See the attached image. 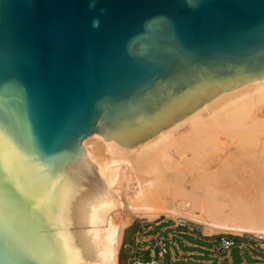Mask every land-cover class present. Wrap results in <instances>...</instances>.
I'll list each match as a JSON object with an SVG mask.
<instances>
[{
	"label": "water",
	"instance_id": "obj_1",
	"mask_svg": "<svg viewBox=\"0 0 264 264\" xmlns=\"http://www.w3.org/2000/svg\"><path fill=\"white\" fill-rule=\"evenodd\" d=\"M258 78L264 0H0V264L97 259L83 138L135 145Z\"/></svg>",
	"mask_w": 264,
	"mask_h": 264
},
{
	"label": "bare ground",
	"instance_id": "obj_2",
	"mask_svg": "<svg viewBox=\"0 0 264 264\" xmlns=\"http://www.w3.org/2000/svg\"><path fill=\"white\" fill-rule=\"evenodd\" d=\"M259 132L264 78L222 90L129 147L96 132L83 138L80 155L95 167L107 194L83 204L85 240L97 259L75 264H106V253L119 264L121 229L134 216L183 218L210 233L236 235V227L264 233L258 204L264 200V149L254 153Z\"/></svg>",
	"mask_w": 264,
	"mask_h": 264
},
{
	"label": "crops",
	"instance_id": "obj_3",
	"mask_svg": "<svg viewBox=\"0 0 264 264\" xmlns=\"http://www.w3.org/2000/svg\"><path fill=\"white\" fill-rule=\"evenodd\" d=\"M125 236L128 242L124 241ZM121 242L127 247L126 264L130 257L147 258L155 243L164 248V264H264V242L241 247L235 245V253L233 245L226 252L220 248L214 234H205L199 229L188 232L163 219L151 224L126 226L122 230Z\"/></svg>",
	"mask_w": 264,
	"mask_h": 264
},
{
	"label": "built area",
	"instance_id": "obj_4",
	"mask_svg": "<svg viewBox=\"0 0 264 264\" xmlns=\"http://www.w3.org/2000/svg\"><path fill=\"white\" fill-rule=\"evenodd\" d=\"M163 220L167 221L168 219ZM170 221L174 227L183 228L188 232H194L196 229L202 230L203 228L202 225L183 218H175V220L170 219ZM214 235L217 237L220 248L226 252L229 251V249L233 245L241 247L246 244L256 245L258 242V240L249 233H242L240 235H233L228 233H214ZM262 242L264 241L262 240ZM151 248L155 249H150L147 258L130 257L128 259L127 264H164V248L162 244L155 243Z\"/></svg>",
	"mask_w": 264,
	"mask_h": 264
},
{
	"label": "rangeland",
	"instance_id": "obj_5",
	"mask_svg": "<svg viewBox=\"0 0 264 264\" xmlns=\"http://www.w3.org/2000/svg\"><path fill=\"white\" fill-rule=\"evenodd\" d=\"M262 133L263 134L260 133L261 136L260 135H256V136H260V137H258L259 138V143L257 144V147L254 146V148H255V150L257 152L254 151L253 149H251V152L252 153L254 151V153L257 154V153H260L261 151H263V149H264L263 146L264 145H262L260 147V145L263 144V143H260V142L264 141L263 140L264 139V132H262ZM232 146H233L232 144L229 145V147H231V148H232ZM245 147L246 148H249L248 145H245ZM258 148H262V149L260 150ZM258 150H259V152H258ZM247 151H250V149L249 150L247 149ZM247 151H246V153H247ZM262 153H264V152H262ZM247 154H251V153L248 152ZM258 204H259V206H262L263 205L262 207H264V200H262V202H260ZM160 219H168V223L170 222V219L175 220V218H173V217L171 218V216H163V215H160L159 217H156V218L151 219V220H149V219L147 220L146 217H137V216H134V218L132 217L131 218V221H129L130 223H128L127 225H125L121 230H123L126 226H129V225H130V227H135L136 225L151 224L152 222L157 221V220H160ZM235 229H236V231L240 232V233H238L236 235L242 234L241 231H243V227H236ZM202 231L205 234H214V233H210L209 231H207V228L205 226H203ZM216 233H223V232H216ZM224 233H227V232H224ZM121 234H122V232H121ZM249 234L252 235L253 237H255L259 241V243H263L262 240L264 241V233H257L258 235L257 234L256 235L255 234H251V233H249ZM124 241H126V242L129 241V239H128L127 236H125ZM119 244H120V245H118V249L119 250L117 249V262L119 264H126V261H125L126 252H125V250H126L127 247H125L123 245V242H121V237H120ZM235 247L236 246L234 245L233 246V253H235ZM104 259H105V263L106 264H113V259H112V255L111 254H109V253L104 254Z\"/></svg>",
	"mask_w": 264,
	"mask_h": 264
},
{
	"label": "clouds",
	"instance_id": "obj_6",
	"mask_svg": "<svg viewBox=\"0 0 264 264\" xmlns=\"http://www.w3.org/2000/svg\"><path fill=\"white\" fill-rule=\"evenodd\" d=\"M97 24H98V21H93V26L94 27L97 26Z\"/></svg>",
	"mask_w": 264,
	"mask_h": 264
}]
</instances>
